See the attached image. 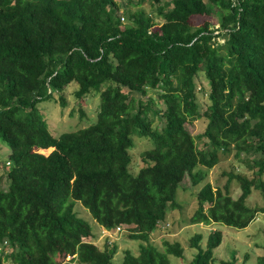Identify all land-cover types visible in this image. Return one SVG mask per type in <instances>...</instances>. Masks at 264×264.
Segmentation results:
<instances>
[{
    "label": "trees",
    "instance_id": "trees-1",
    "mask_svg": "<svg viewBox=\"0 0 264 264\" xmlns=\"http://www.w3.org/2000/svg\"><path fill=\"white\" fill-rule=\"evenodd\" d=\"M122 1L0 0V141L11 163L9 187L0 189V264H63L68 255L77 264H115L116 246L92 242L76 202L105 230L135 226L130 236L146 244L138 255L127 249L122 264H171L183 247L165 241L161 251L151 234L177 206L186 175L201 183L206 172L198 168H214L233 150L252 176L234 169L222 187L206 182L191 222L246 228L262 211L247 200L254 189L264 193V0H169L158 6L161 17ZM208 15L218 27L199 21ZM199 73L209 84L203 113ZM73 81L80 103L100 93L98 120L55 137L38 104L58 93L65 106L62 92ZM201 117L206 128L194 136L186 123ZM135 135L152 143L137 174ZM203 237L192 236L189 264H217L223 232L213 230L206 247Z\"/></svg>",
    "mask_w": 264,
    "mask_h": 264
},
{
    "label": "rangeland",
    "instance_id": "rangeland-1",
    "mask_svg": "<svg viewBox=\"0 0 264 264\" xmlns=\"http://www.w3.org/2000/svg\"><path fill=\"white\" fill-rule=\"evenodd\" d=\"M166 1L160 2L153 0H134L133 3L125 0L122 1L123 5L128 6L131 11L138 9H144L146 12L153 14L156 17L158 15V6L164 5ZM141 2L140 4H136ZM124 6V7H126ZM123 12V8L121 9ZM121 18L123 25L130 23L126 15ZM158 22H162L161 18H157ZM199 21L202 23L209 22L215 23L217 21L215 15L199 17ZM223 40V38H221ZM197 86H201L202 89L197 88V102L200 106V111L203 113L209 106L210 100L207 96L209 90V84L203 73H199L196 79ZM79 88V84L76 81L71 82L62 92L65 98V106L62 105L61 100L58 98V93H55L57 99L44 100L38 104L40 111L44 114L48 121L49 128L55 137H59L64 132L76 131L82 127H87L94 124L98 120V113L100 109L101 96L97 91H92L86 96L85 102L80 103L75 95V91ZM149 94L154 97L156 102L161 108H164L163 103H159L158 93L156 91H149ZM137 96V95H136ZM153 119L154 125L161 127L163 125V119L159 115L150 114ZM187 129L194 136L202 133L206 128V120L201 117L194 119L193 121L186 123ZM135 146L132 149V161L130 170L133 174H137L143 161L141 154L146 149L150 148L152 143L148 138L134 136ZM202 145V144H201ZM200 145V146H201ZM10 148L8 145L0 142V189H8L10 181L7 178L5 171V162L7 160ZM52 150V148H51ZM51 150H42L43 153L48 154ZM221 161L212 169H208L204 166H200L198 169H202L206 172V176L203 181L197 185L193 184L189 175H186L177 193V206L172 208L167 213V218L159 223L158 228L151 234L150 242L155 245L159 250L165 251V241L179 242L184 249L183 257H176L175 255H169L171 264H189L196 254V249L191 247V238L197 233H201L204 237L202 240V246L206 247L207 238L209 234L215 230H221L223 232V241L220 246L215 250V259L217 264H222L224 260L236 259L237 264H257L258 258L264 255V193L258 189H254L251 196L247 200V203L260 211L257 214V218L253 220L246 228H236L220 222H212L210 224H193L191 218L198 208L197 192L202 188L206 182H211L212 185L222 187L227 179L228 173L236 169L249 176H252L253 171L248 170L242 166L235 157V150L224 155L220 154ZM232 196L237 198L242 189L240 183L237 180H233L231 184ZM75 211L77 214L87 220L95 236L92 242L97 244L101 249H104L106 243H110L109 247L114 245L117 248L114 254V263L122 264L124 252L129 249L135 255L140 252L141 244L146 242L140 239H133L130 234L134 233L135 226L127 225L120 230L106 231L100 224L93 218L90 211L81 203L76 202ZM73 255H68L66 262L71 264H77L78 261L74 259ZM5 264H13L10 261H6Z\"/></svg>",
    "mask_w": 264,
    "mask_h": 264
},
{
    "label": "clouds",
    "instance_id": "clouds-1",
    "mask_svg": "<svg viewBox=\"0 0 264 264\" xmlns=\"http://www.w3.org/2000/svg\"><path fill=\"white\" fill-rule=\"evenodd\" d=\"M213 23V22H212ZM214 26L215 27H218L219 25H218V22L216 21L215 23H214ZM219 32V30H215L214 31V33L215 34H217ZM221 39V38H220ZM197 88H199V89H202V87L201 86H197ZM196 92H197V89H196ZM1 142V141H0ZM1 160V159H0ZM8 160V159H7ZM6 160V165L9 167L10 165H11V163L9 162V161H7ZM122 227H127V225H120V226H117L116 228H115V230H120ZM106 231H111V230H106ZM87 240H90V238L89 239H87Z\"/></svg>",
    "mask_w": 264,
    "mask_h": 264
}]
</instances>
